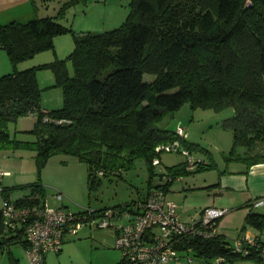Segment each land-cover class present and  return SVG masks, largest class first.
<instances>
[{
    "label": "trees",
    "instance_id": "obj_1",
    "mask_svg": "<svg viewBox=\"0 0 264 264\" xmlns=\"http://www.w3.org/2000/svg\"><path fill=\"white\" fill-rule=\"evenodd\" d=\"M75 1H63L56 14L0 23V47L13 65L11 72L0 75V149L31 146L39 176L51 155H76L87 165L89 188L101 176L130 168L137 158L145 161L152 176L161 163L162 150L157 146L178 139L191 152L195 145L175 129L158 125L166 113L189 100L215 109L232 107L233 114L223 122L233 136L231 158L248 164L264 162V0H130L125 19L99 32H75L60 21ZM69 31L74 48L66 59L16 68L19 60L53 48L54 37ZM39 67L52 69L54 84L62 89L61 106L42 107ZM146 73L151 76L145 78ZM30 113L36 114L31 129L35 140L11 137L8 122ZM238 147H244L241 154L236 152ZM213 166L212 161L196 159L187 168L185 159L167 171L162 169L160 177L167 172L172 179L159 181L133 201L144 199L152 187L166 191L176 177ZM28 185L30 193L14 199L9 188L1 187L2 201L30 208L42 205L43 184ZM103 209L108 207L94 208ZM246 222L262 229L264 214L250 212ZM22 235L26 247L24 228L5 230L0 209V252L4 243ZM256 238L258 246L249 247L245 254L235 249L234 240L217 232L186 237L178 247H190L209 264L217 256L223 261L248 258L264 264L260 253L264 239ZM9 258L10 264H18L12 255ZM126 263L121 258L116 264Z\"/></svg>",
    "mask_w": 264,
    "mask_h": 264
},
{
    "label": "rangeland",
    "instance_id": "obj_2",
    "mask_svg": "<svg viewBox=\"0 0 264 264\" xmlns=\"http://www.w3.org/2000/svg\"><path fill=\"white\" fill-rule=\"evenodd\" d=\"M63 1L65 0L50 1L48 7L40 10L39 16L56 14L60 2ZM129 2L130 0H78L68 6L65 15L60 16V21L69 23L72 31L75 32L108 30L125 19L130 7ZM72 31L56 35L53 48L19 60L16 68L25 69L56 59H66L74 48ZM59 36H61L60 43L57 39ZM66 65L72 73L71 60L67 59ZM148 76L151 75L144 74L145 78ZM36 77L41 90L42 107L61 106L62 89L61 86L54 84L52 69L39 67L36 69ZM232 114V107L215 109L193 104L188 100L173 113H166L158 125L173 130L177 125L183 126L187 140L195 144L192 146L191 153L195 157L203 156L207 161H212L214 165L222 168L234 160V157L231 158L230 155L232 132L223 126L225 118ZM35 120L36 114L30 113L9 121L7 127L10 136L22 141H34L36 137L31 129ZM243 149L244 147H238L236 152L241 154ZM159 157L161 163L154 167L155 173L152 176L145 161L137 158L130 168L121 171L118 175L101 176L94 186L89 188L87 165L76 155L68 153L51 155L39 176L35 163V150L31 146L2 148L0 149V171L3 173L0 174V189L3 186L9 188V197L14 199L30 193L29 183L40 181L43 184L41 200L49 206H62L72 211H78L81 208L115 207L137 199L149 187L160 181L162 169L167 171L168 167L180 164L186 159L182 152L168 150H162ZM205 174L215 173L206 171ZM58 192L62 198H58ZM2 205L0 196V209ZM22 238L23 235L19 240L3 244L0 264H10V255L18 260V264H29L26 248L20 241ZM121 258L122 251L115 246L111 227L92 229L85 226L77 235L67 236L59 252H47L44 264H116Z\"/></svg>",
    "mask_w": 264,
    "mask_h": 264
},
{
    "label": "built area",
    "instance_id": "obj_3",
    "mask_svg": "<svg viewBox=\"0 0 264 264\" xmlns=\"http://www.w3.org/2000/svg\"><path fill=\"white\" fill-rule=\"evenodd\" d=\"M175 133L181 138L186 136L185 128L181 125L176 126ZM156 149L182 152L186 157L187 168H192L197 159L178 139ZM153 163L158 164L159 159L154 158ZM171 179L164 172L160 182ZM57 196L62 198L60 192ZM258 203L260 200L254 202ZM225 211L226 207L207 206L202 209L198 220L186 222L178 216L176 204L166 199L163 187L158 186L152 187L144 199L133 201L128 206L103 210L81 208L72 211L62 206L52 207L45 202L30 208L14 205L11 201L3 202L1 219L7 231L24 228L29 264H42L47 252L59 251L67 236L77 235L85 226L92 229L111 227L115 246L121 249L122 258L128 264H165L170 260H178L181 252H191L190 247H178L184 238L195 234L209 236L216 232V221ZM234 246L245 254L249 247L258 246L257 238L239 236L234 240ZM260 253L264 257V245ZM221 261L223 258L217 256L212 264Z\"/></svg>",
    "mask_w": 264,
    "mask_h": 264
},
{
    "label": "crops",
    "instance_id": "obj_4",
    "mask_svg": "<svg viewBox=\"0 0 264 264\" xmlns=\"http://www.w3.org/2000/svg\"><path fill=\"white\" fill-rule=\"evenodd\" d=\"M48 4H43L41 0H0V23L26 21L39 15L40 10L48 7ZM60 37L57 38L59 43ZM12 69L9 55L0 47V75L11 72ZM196 158L207 161L203 156ZM206 171H214L215 174H205ZM186 175L173 179L165 191L166 199L176 204L178 216L182 220H198L202 209L207 206L226 207L227 211L215 225L217 233L231 241L242 235L260 236L264 239V228L258 229L246 222L250 212L264 214V162L248 164L245 160L234 159L222 168L214 165ZM256 200H260V203L254 204ZM191 252H181L178 260H170L165 264H209L210 260ZM219 264L259 263L248 258H238L224 260Z\"/></svg>",
    "mask_w": 264,
    "mask_h": 264
}]
</instances>
